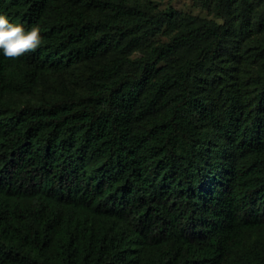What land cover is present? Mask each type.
Segmentation results:
<instances>
[{"label":"trees","instance_id":"1","mask_svg":"<svg viewBox=\"0 0 264 264\" xmlns=\"http://www.w3.org/2000/svg\"><path fill=\"white\" fill-rule=\"evenodd\" d=\"M199 3L0 0V264H264V0Z\"/></svg>","mask_w":264,"mask_h":264},{"label":"rangeland","instance_id":"2","mask_svg":"<svg viewBox=\"0 0 264 264\" xmlns=\"http://www.w3.org/2000/svg\"><path fill=\"white\" fill-rule=\"evenodd\" d=\"M153 3L160 9H164L167 6H172L175 10H178L185 14H190L196 16L200 19L214 20L216 22L222 23L223 19L214 14L211 8H204L200 5L199 0H153ZM264 12V3L261 5H255L251 9L250 17L255 16L256 18H262ZM264 25V18H262ZM258 25L254 27L251 34L244 35L243 41L241 42L242 50V60L240 58V71L237 75L238 78L245 79L243 72H247V64L253 65L254 67H260L261 61H258L256 55L261 53L260 46H264V27L259 28ZM260 63V64H259ZM245 64V65H244Z\"/></svg>","mask_w":264,"mask_h":264},{"label":"clouds","instance_id":"3","mask_svg":"<svg viewBox=\"0 0 264 264\" xmlns=\"http://www.w3.org/2000/svg\"><path fill=\"white\" fill-rule=\"evenodd\" d=\"M42 44L40 29L32 26L25 30L22 24H14L0 15V51L5 58L18 60L28 53L34 52Z\"/></svg>","mask_w":264,"mask_h":264}]
</instances>
